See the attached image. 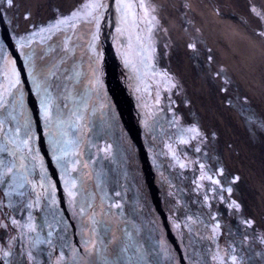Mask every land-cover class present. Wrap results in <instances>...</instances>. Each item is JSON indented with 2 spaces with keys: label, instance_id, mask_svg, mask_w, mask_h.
I'll return each mask as SVG.
<instances>
[{
  "label": "bare ground",
  "instance_id": "6f19581e",
  "mask_svg": "<svg viewBox=\"0 0 264 264\" xmlns=\"http://www.w3.org/2000/svg\"><path fill=\"white\" fill-rule=\"evenodd\" d=\"M178 1L184 5L182 9L174 6L170 8L169 0H122L124 5L131 6L125 7L122 19L121 14L115 12L114 0H105L108 4V13L105 19L97 21L99 24V29H97L95 24L81 22L88 18V13L91 11V9H84V5L93 3L94 0H18V9L9 13L8 19L12 23L7 28L1 25L5 30L10 49L22 67L32 97L35 100H41L42 90L51 85L48 87V92L50 96L54 92L55 99L59 101L56 106L51 103L49 109L52 115L53 111L56 113L55 119L58 123L54 124L53 118L48 123L51 127L50 131H53L51 138L54 142L59 141L58 144L53 143L62 160L67 161L72 167L74 174L72 180L78 181L74 178H81L79 182L75 183L74 188L72 183L71 188L67 187L64 181L59 184L65 193H67L66 190L71 189V198H78L75 201L79 202V205L85 201L91 205L88 208L89 211L91 209L90 212L94 216V223L89 224L88 227L86 218L81 212L82 210L80 211L82 220L87 225V233L82 235L79 229V236L74 238L75 242L79 244H76L77 247L84 252L86 264H96L99 259L101 261L113 260L115 259L113 250L125 247L127 250L122 254L117 264H150L146 258H136L131 248L125 244L127 240L132 241L130 236L135 224L128 223V217L132 216L131 212L135 204L131 200L132 181L130 175L121 171L123 168H128L121 148L124 150L125 147L131 150L133 144L122 141L123 138L119 132L123 131L122 126L117 127L116 124H113L115 120L110 115L111 101L101 99L104 67L111 65L105 52L106 40H108L109 49L116 48L121 52L122 40L126 33L133 35L134 38L137 33H140L145 39L144 31L152 39L156 58L158 56L162 58H157V61L153 58V63L159 73V90L157 89L159 97L155 104L151 103L152 108H157L160 121L165 119L176 125L177 131L172 136L177 139L175 147L180 144L178 138L186 141L181 143L184 147L192 145L195 154L211 164L213 178L221 181L220 185L213 187L220 202H216V199L208 195L207 205L211 210L208 216L201 217L202 220L196 216L197 213L207 214L206 211L198 209L201 207L199 206L201 197L198 198L194 194L191 196L192 207L190 209L192 210H189V213L193 217L192 221L198 227L195 229L191 227L190 221L187 226L196 237V244L201 248L203 259L198 262L194 260L196 257L193 261L191 258L190 263L187 262V264H219L217 257H214L211 236L214 225L223 223L231 225L232 228L235 227V230H229L227 237L224 230L221 231L220 236L230 243L232 253L227 261L220 264H231L232 256L237 257L236 264H264V243L260 239L261 235H264V130H261L258 124L249 122L253 118L256 121L264 120V64L260 66L256 56L249 55L245 49L238 47V41L237 43L234 41L237 35H243L238 25L246 26L247 23L244 17L232 13L233 16L220 25L223 38L221 36L217 38L216 45L208 43V40L205 41L213 46V49H216L211 52V56L214 57V54L217 53L221 56L222 63L229 66L223 67L224 69L215 68L208 61L209 56L205 53L207 45L200 44L196 35L197 27L202 29L201 32H205L203 25L209 24L208 20L220 23L213 16L212 9L205 8L206 4H210L213 0ZM245 2L249 9L250 6H255L258 12L264 13V0H245ZM140 5L143 6L140 7ZM77 9H79L78 15L81 19L70 15ZM227 11L233 12L231 9ZM25 13L31 14L30 19H25ZM64 16H67L69 21H76L75 27H69L68 23L56 25L57 19ZM232 19L235 21H231ZM259 20L262 24L261 29H263L259 33L264 39V16H261ZM49 23L53 25L51 32L47 29L39 32V28L31 27L32 25L45 27ZM218 29L216 30L218 31ZM30 33L38 34L33 36L31 42L27 43L23 50H20L14 40L10 39V37L18 39L20 36H27ZM109 42L111 43L109 44ZM193 43L199 52L198 56H194L193 50L188 47ZM147 44L146 41L145 45ZM243 46L245 47V43ZM130 47L131 43L126 48ZM21 51L23 55H21ZM162 51L167 52L168 56H165ZM262 61L264 63L263 59ZM149 64H152V61ZM0 68L4 81L6 80L5 85L0 83V100L3 101V104H0V122H2L0 147H4V139L8 137L9 132L6 130L4 111L7 110L11 113L12 110H16L15 121L10 119L7 124L9 129L13 126L14 134L17 125L21 127L22 131L21 117L23 119V116L20 114L22 113V104L17 97L18 94L9 77L2 70L3 67ZM49 69H53L56 76L51 77L45 84L44 77L48 74ZM218 72L226 80L228 77L233 79V85L229 84L226 93L220 91L222 81L215 77ZM165 73L172 79L169 80ZM173 82L176 84L175 88L171 87ZM169 87L171 90L168 92ZM214 90L219 94V96H214L216 100L211 96V92ZM135 95H137L136 91ZM244 98H247V103H244ZM129 102L127 106L131 111L134 109L135 103L134 101ZM210 109H214L215 116L213 118H211ZM59 112L62 113L61 119ZM167 112L168 114H165ZM127 115L129 119L127 125L131 128L133 126L132 115L130 113ZM26 122L28 123V120ZM193 126L197 127L203 136V141L199 144L202 151L199 153L194 149L198 140L189 139L193 135L192 133L190 136L185 135L186 129ZM229 133L233 138L232 141L228 139ZM163 134L165 137L161 136L160 140L166 138L171 145L169 132L164 131ZM213 134H215L214 137ZM20 140L21 137L16 135L15 142L19 147L18 153L24 158V163L27 166L29 155L27 148L23 143H20ZM206 148L208 157L204 154ZM176 149L180 150L183 162L187 164V159H184L181 152L183 150L181 145L180 149ZM0 158H6L5 153H0ZM149 165L153 167L152 164ZM79 167L81 170L84 167L83 171H80ZM221 168L225 173L223 176L219 174ZM139 169L146 177L152 175L149 166L143 165ZM22 172L23 168L20 169L18 178L22 177ZM67 175L70 176L66 172L67 180L71 181ZM236 176L239 177V180L233 184L231 180ZM256 184L260 187L261 193ZM221 187H231L233 191L230 194L227 191H221ZM20 189V193H24V195H19V202L14 205L15 207L13 206L15 211L13 218L16 221L15 225L20 239L19 248L27 253L31 251L32 259L39 261V264H62L59 255L61 248L57 244V234L54 228L51 229L49 225H45L42 219H40V224L37 223V217H33L34 210L32 211V207H27V204H33V202L25 193V187L22 186ZM144 197L147 199L146 196ZM233 201L240 205V209L237 211L235 208H230L233 217L224 216L225 207H229ZM147 202L145 206L148 205ZM72 203L74 205L73 201ZM48 204L51 205L50 202ZM203 207L202 205L201 208L206 210L207 207ZM84 209L86 210V207ZM70 210H68L69 214H66L71 217L72 221L79 224L81 219ZM104 215L111 222H116L110 226L111 223H106ZM43 218L45 219V217ZM245 219L253 222L252 228H247L241 223ZM101 221L106 225L107 232L103 236L105 242L103 245L99 238L96 239L97 246L99 244L98 251L101 248L104 249L103 254L97 252L100 254L98 257L95 252L92 253L89 250V247H85L87 245L84 244L86 240L83 237L91 236L92 229L97 222ZM178 221L179 219L176 222ZM24 225H31V230ZM49 232L52 234L50 237ZM244 232L247 233V238L244 237ZM176 233L178 232L176 231ZM37 239L46 242L33 246ZM48 240H51L52 244H48ZM136 240L137 238L134 244ZM190 240L191 235L186 233L184 241L189 242ZM175 244H179V241H172L173 252L178 250ZM149 255L151 254L146 253V256Z\"/></svg>",
  "mask_w": 264,
  "mask_h": 264
},
{
  "label": "water",
  "instance_id": "95a60500",
  "mask_svg": "<svg viewBox=\"0 0 264 264\" xmlns=\"http://www.w3.org/2000/svg\"><path fill=\"white\" fill-rule=\"evenodd\" d=\"M124 37L125 38L122 40L121 52L116 48L109 49L108 40H106L105 52L107 53V58L111 61V65L109 67H104V90L102 89L101 99L103 101L107 99L111 101L110 115L115 120L113 124H116L117 127L120 125L122 126L123 131H119L123 138L122 141L126 143L132 142L133 144L131 150L125 147L124 150L121 148L125 162L127 161L126 163L128 164V168H123L121 171L130 175L132 181V186L130 188L131 200L136 207H134L131 212L132 218L128 217V223L133 222L135 224V226L132 227L133 233L130 236L132 241L127 240L125 244L128 248H131L136 258H146L150 261V264H187V262L190 263L191 258L193 261L195 257L196 259L194 260L199 262L203 259V255H201L200 252L201 248L196 244L197 240L192 234L193 231L187 226L190 221L191 227L194 229L198 227L192 221L193 217H191L189 213V210H192L190 209L192 207L190 199L192 194L197 195L198 198L201 197L200 203L204 207H207L206 210L202 209V205L199 204L201 207L198 209L206 211L205 213H207L206 215L197 213L196 216L200 219L201 217L208 216L211 210L207 205L209 199L207 197L208 195L216 199V202H220L219 197H217L213 189L214 185L208 179L209 175L214 176L213 169L206 159L204 160L203 158L202 160L195 154L192 145L184 147L180 142L181 139L178 138L180 144L178 147H175L177 139L172 138V136L177 131L176 125L169 120L162 119L163 121H160L157 108L154 106V109L151 106V103L152 105L153 102L155 104V101H157L159 97V93L157 94L159 90V73L158 68L155 67L153 63L154 57H151L152 54H150L148 46L145 45L146 40L140 33H137L135 38L129 33H126ZM110 43L111 42H109V44ZM129 43H131V47L126 48ZM0 45H2L0 53L3 54L0 67H3L2 70H4L9 77L11 84L18 94L17 97H19V101L22 104V113H20L23 116V119L21 117L22 126L26 123V120H28V123L31 125L34 134L32 151L35 155V159H33V156L29 155L27 166L23 168L22 177L16 179L15 187L11 189L8 187V183H12L11 173L6 175V183L0 184V194L3 202L1 211L11 232L15 233V243L13 247L6 250L9 255L5 257L3 255L5 251L0 252V264H27L24 261L23 255L26 253L28 256V253L22 248H19L18 243L20 239L17 228L16 225L12 224L14 220L13 212H15L13 206L19 202V193L21 190L19 183L21 181L23 188L25 187V193L29 195L33 202L32 211L34 210L35 212L33 217H37V223L40 224V219H42L43 223L47 226L49 225L51 229L54 228L57 234L56 240L61 248L59 255L62 264H86L84 252L77 247L79 244L75 242L74 238L79 236V229L82 235L87 233V225L86 222L82 220L80 214L81 210L86 218L88 227L89 224L94 223V216H92L90 212L91 209L89 211L88 208V206L91 207V205L86 201L81 202V205H79V202H76L78 198L75 197L72 199L71 196L68 195L69 192L72 193L71 189L66 190L67 194L63 192L59 184V182L64 181L65 185L71 188L72 183L74 188L75 183L79 182L81 178H74L78 181L72 180L74 175L72 167L68 164L65 169L58 165L53 159V149L55 148L53 143L54 140L51 138L53 131L51 132V127L42 120L40 100H35V98L32 97L22 67H20L19 61L10 49L5 30L1 25ZM108 53H110L109 57ZM125 61L128 63L126 64ZM151 61L152 64H149ZM17 81L19 82L17 83ZM5 82L6 80L4 81V77L0 72V83H4L5 85ZM126 87L128 90L127 93ZM6 88L8 87L6 86ZM8 91L7 89V92ZM135 91L137 95H135ZM43 95L44 90H42L41 97ZM51 95V103L53 106H56L59 101L55 99L54 92H52ZM129 101H134L135 103L134 109L131 111L128 110L127 106ZM128 113L132 115V127L134 128H129L127 125L129 120ZM3 114L7 126L6 130H9L8 137L4 135L6 139H4L3 146L12 147L10 138L14 136V128L11 126L9 129L7 124L10 119L15 121L14 118H16L15 116L17 115L16 110H12L11 113L5 110ZM55 114L56 113L53 111L52 118L54 119V124L57 123ZM165 114H168V112ZM59 115L61 119L62 113L60 114L59 112ZM103 116L105 115L103 114ZM164 131L169 132L171 136V145L166 138L160 140L161 136L165 137L163 134ZM180 145L183 148L181 152L184 155V159H187V164H184L180 155V150L176 149H180ZM13 150H15V148ZM55 155L61 158L58 151L55 152ZM5 157L7 159H12L11 157H7V153H5ZM41 160L43 161L42 166L40 163ZM17 163H19V160ZM201 163L205 165L203 170L200 168ZM149 164H152L153 167ZM181 164H183L184 167H181ZM143 165L151 167V176L146 177L145 174L140 171L139 168ZM83 169L84 167H82V170L81 167H79L80 171H83ZM66 172L67 174L69 173L70 176H67L71 181L67 180ZM42 173L45 177L44 180L40 179ZM202 176L203 179L201 178ZM78 192H80L79 189ZM5 193H9V195H5ZM144 196H146L147 199ZM205 197H207V199H205ZM79 201H81V199H79ZM48 202H50L51 205H49ZM146 202L148 204L147 206H145ZM85 207L86 210L84 209ZM69 209H71L70 211H72L74 215L77 217L79 216L81 219L79 224L71 220V217L68 215ZM92 211L94 212V210ZM195 211L198 210L195 209ZM225 211L226 212H223L224 216L228 215L233 217V212L230 207H225ZM43 217H45V219ZM104 218L106 223H111L110 226L116 222H111L109 219H106L107 217H105V215ZM178 219L179 221L176 222ZM120 229L122 230V228ZM121 230L119 231L121 232ZM222 230H224V234L227 237V232L229 230H235V227L232 228L231 225L228 226L227 223H223L220 224L219 229L212 231L211 241L214 247V257H217L219 264L228 260L224 250L218 243ZM176 231L178 233H176ZM186 233L191 235V240L189 242L184 241ZM71 235H74V237L72 238ZM83 238L86 240L84 244L87 246L85 247H89V250H91L92 253L95 252L99 257L100 254L97 253H100V251H98L99 244L97 246L96 242L94 248L92 243H87L90 236H88V238ZM136 238L137 240L134 244ZM173 240L179 241V244H175L177 245L176 248H178L175 252H173L174 249H171ZM194 252H196V254H194ZM146 253H150L151 255L146 256ZM106 261H101L99 259V262L96 264H105ZM29 262L30 264H37V261L33 259L31 261L29 260Z\"/></svg>",
  "mask_w": 264,
  "mask_h": 264
},
{
  "label": "snow or ice",
  "instance_id": "6c2138e0",
  "mask_svg": "<svg viewBox=\"0 0 264 264\" xmlns=\"http://www.w3.org/2000/svg\"><path fill=\"white\" fill-rule=\"evenodd\" d=\"M114 4H115V12L121 14V18L123 19V13H124V9L125 7H131L130 5H124L122 3V0H114ZM143 5H140V7H142ZM19 4H18V0H0V25H3L4 27L7 28V26L12 23L11 20L8 19L9 17V13L12 12L14 9H18ZM84 9H91V11L88 13V18L85 20H81L82 23H92L95 24L97 29H99V24L97 23V21L101 20V19H105L106 14L108 13V4L105 2V0H94L93 3L90 4H85L84 5ZM103 10V11H102ZM249 11L251 13H253L258 19L261 16H264V13L262 12H258L257 11V7L255 6H250ZM79 13V9H77L76 11H72L70 13L71 17H76L77 19H81L78 15ZM31 14L30 13H25V19H30ZM65 23L69 24V27H75L76 25V21H69L67 19V16L58 18L56 21V25H63ZM32 28H39V32H43L46 29L51 32L53 25L52 23H49L48 25H46L45 27H40L37 25H32ZM117 31H120V29H117ZM149 31H151V28H149ZM35 34L38 33H30L27 36H20L18 39H16L15 37H10V39H13L16 46H18V48L20 50H23L26 46L27 43L31 42V39L33 38V36ZM261 34V33H258ZM94 39L96 38L95 36L93 37ZM188 47L190 49L193 50V55L194 56H198L199 52L196 49V45L193 44H189ZM0 48H2V45H0ZM21 55H23V52L21 51ZM3 59V54L0 53V60ZM212 60V57L209 56L208 57V61L210 62ZM13 62V61H10ZM125 63L127 64L128 62L125 61ZM53 68H55V66H53ZM56 76V72L53 69H49L48 74L44 77V81L45 84H47V81L51 78ZM165 76L171 80V77H168V74L165 73ZM216 78H219L222 81V84L220 86V91L221 92H227L228 91V87H229V82L221 75V73H216L215 74ZM19 81H17L18 83ZM39 87V85H38ZM48 87H51V85H48L47 87L44 88V95L41 97L40 100V107L42 110V120L45 122V124L49 123L50 120L52 119V114L50 113V107H51V96L50 93L48 92ZM171 87L175 88L176 84L173 82L171 84ZM244 103H247V98H244ZM0 104H3V101L0 100ZM15 119V118H14ZM252 124H258V126L261 128V130H264V120L261 121H256L254 118L250 119L249 121ZM0 126H2V122H0ZM187 132L192 133L193 135L189 137V139L192 140H198L197 145L194 146V149L197 153L201 152L202 149L199 146L200 142L203 141V136L201 134V132L199 131V129L197 127H190L188 129H186ZM19 135L21 137L20 143H23L24 146L27 148V154L30 156H33V159H35V155L33 154L32 151V141H33V132L31 129V125L30 123H25L22 126V131H21V127L19 125H17V128L15 130V134L13 137L10 138V143L12 144V147H0V153H7V157H11L12 159H7V158H0V184H4L6 183L4 177L5 175L11 173L12 174V183H8V187L11 189L13 187H15V181L16 179L19 177V171L21 168H25L26 165L24 163V158L22 156L18 155L19 152V147L15 142V136ZM215 134H213L214 137ZM199 138V139H198ZM181 143H185V140H181ZM54 143H59V141H55ZM13 148H15V151L13 150ZM57 151L56 148L53 149V159L56 161V163L62 167H64L65 169L67 168L68 162L67 161H62L61 158L59 156L55 155V152ZM17 160H19V163H17ZM41 166L43 165V161H40ZM181 167H184L183 164H181ZM200 168L203 170L205 168V165L203 163L200 164ZM219 174L221 176L225 175L224 170L221 168L219 170ZM44 175L43 173L41 174L40 179L44 180ZM203 179V176L201 177ZM208 179L211 181V183L213 185H220L221 181L213 178L212 175L208 176ZM239 180V177H233L231 182L233 184H235L237 181ZM67 183V181H66ZM21 187L23 186L22 184L20 185ZM199 187V186H198ZM221 191H227L228 193L232 192V188L231 187H227V188H223L221 187ZM5 195H9V193H5ZM20 196H23L24 193H19ZM69 195L71 196L72 193L69 192ZM205 199H207V197H205ZM27 207H32V204H27ZM230 208H235L237 211L240 209V205L233 201L230 205ZM241 223L243 225H245L247 228H252L253 226V222L251 220L245 219L242 220ZM12 224L15 225L16 221L13 220ZM24 227H28L29 230H31V225H24ZM220 225L216 224L213 227V231H216L217 229H219ZM107 232V228L106 225L104 224L103 221L101 222H97L95 227L92 229V235L90 236V239L87 243H92L94 248H95V242L96 239L99 238L100 239V243L101 245H103L105 242L103 240V236L106 234ZM49 237L52 235L51 232H49ZM244 237L247 238V233L244 232ZM261 242L264 243V235H261L260 237ZM46 241L44 240H40L37 239L33 246H35L36 244H43ZM48 244H52L51 240L47 241ZM127 250V248H116L113 250V255L115 256V259L113 260H107L105 262V264H117V262L120 260V258L122 257V254ZM99 251L101 252V254L104 253V249L101 248L99 249ZM233 251H235V249H233ZM3 255L5 257H7L9 255V253L7 251L3 252ZM28 257L29 260H32V253L31 251L28 252ZM236 256H232L231 258V264H236ZM37 264H39V261H37Z\"/></svg>",
  "mask_w": 264,
  "mask_h": 264
},
{
  "label": "rangeland",
  "instance_id": "374dc122",
  "mask_svg": "<svg viewBox=\"0 0 264 264\" xmlns=\"http://www.w3.org/2000/svg\"><path fill=\"white\" fill-rule=\"evenodd\" d=\"M169 1H170V8H172L174 6L175 8L182 9V7H184V5L180 4V2L178 0L177 1L175 0V3H174V0H169ZM206 5L207 6H205V8L208 10L212 9V11L214 12L213 16H215L216 19L220 21V23L215 22L213 20H211V21L208 20L209 24L205 23L203 25L205 32H201L202 29L200 27H197V30H196L197 34L196 35L199 39V40L197 39L198 42L199 43L201 42L200 44H206L207 45V50H205V53L208 56H211V52L216 50V49H213V46H210V44H208V43L215 44L217 42V38H219L220 36L223 38V35L221 34L222 29H221L220 25H223V23L226 22L227 19H229L230 17L233 16L231 14L235 13V15H238V16L245 18L246 23H247L246 26L248 28L243 24L238 25L239 26L238 28H239L240 32H243V35H241V34L237 35V38L234 41H236V43L238 41L239 42L238 47L245 49L247 51V53H249V55L252 54L251 56H254V57L256 56V59H258V64L260 66H262V64H264L262 61V59L264 60V39H262V35L258 34L259 32H261L263 30V29H261L262 24H261L260 20L253 13H251L249 11V8L247 7L245 0H213L210 4H206ZM205 8H203V9H205ZM228 9L233 10V12H231V13L228 12L227 11ZM184 12H186V10H184ZM193 21H194V19H193ZM231 21H235V20L232 19ZM194 23H195V21H194ZM237 24H239V22H237ZM216 29H218V31ZM144 35H145V40L148 42L147 46H148V50H149L150 54H152V56L155 58V60L157 58L162 59L160 56H158L156 58V54H155V51L153 49L154 44L151 41L152 39H150L148 37V34L146 31H144ZM207 40L209 41L208 43L205 42ZM244 43H245V47L243 46ZM246 44H248V45H246ZM158 48H160V47H158ZM162 53L165 56L166 55L168 56L167 52L162 51ZM209 53H210V55H209ZM157 54H159V53H157ZM211 57L213 58L210 61L211 65H214L215 68H217V67H221V68L229 67L225 63H222V60L220 59L221 56L218 55L217 53L214 54V57L213 56H211ZM204 60H206V59H204ZM223 60H224V58H223ZM175 63H176V65H178L177 62H175ZM227 80H228L229 84H231V86H232L233 85V79L228 77ZM167 90L169 92V90H171V88L169 87V89H167ZM215 95L219 96V94L217 92H215V90H214L211 92V96L215 99V97H214ZM213 110L214 109H212V110L210 109V111H209L211 114V118H213L215 116L214 115L215 112H213ZM185 135L190 136V133L187 132ZM228 139L231 141L233 140V138L230 136V133L228 135ZM195 143H197V142H195ZM228 144H229V142H228ZM228 144H227V146L231 147V145H228ZM246 146H247V148H249L248 145H246ZM246 153H244V154H246ZM204 154H206L207 157L209 156L207 148H206ZM209 159L211 161L210 157H209ZM263 177H264V175H263ZM256 187L260 190V187L257 184H256ZM260 193H261V190H260ZM1 208H3V202L1 200V194H0V252H3V251L11 249L13 247V245L15 243V233L11 232L10 227L7 224V221L3 216ZM218 243L222 247V249L224 250L226 256L230 257V255L232 253L231 248H230V243L222 236H220ZM23 257H24V261L27 264H30L28 256L26 255V253H24Z\"/></svg>",
  "mask_w": 264,
  "mask_h": 264
}]
</instances>
